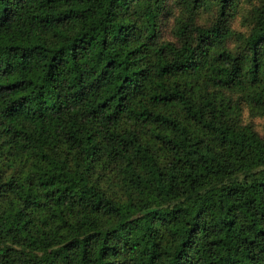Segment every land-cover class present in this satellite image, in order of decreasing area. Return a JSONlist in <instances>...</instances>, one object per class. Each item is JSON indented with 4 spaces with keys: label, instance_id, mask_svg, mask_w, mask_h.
Wrapping results in <instances>:
<instances>
[{
    "label": "trees",
    "instance_id": "trees-1",
    "mask_svg": "<svg viewBox=\"0 0 264 264\" xmlns=\"http://www.w3.org/2000/svg\"><path fill=\"white\" fill-rule=\"evenodd\" d=\"M197 0H194V2ZM158 42L162 0H0V264H264V0Z\"/></svg>",
    "mask_w": 264,
    "mask_h": 264
},
{
    "label": "rangeland",
    "instance_id": "rangeland-1",
    "mask_svg": "<svg viewBox=\"0 0 264 264\" xmlns=\"http://www.w3.org/2000/svg\"><path fill=\"white\" fill-rule=\"evenodd\" d=\"M257 6L258 0H231L225 23L228 31L224 41L226 48L236 52L241 47L250 29V14ZM215 13L214 0H162L156 24L157 41L174 42L173 30L181 18H194L197 25L206 27L214 21ZM261 57L263 62L264 50ZM207 91L218 96L223 105L231 108L234 112L231 117L233 124L247 127L259 137L264 136V108L251 107L244 92L215 88H208Z\"/></svg>",
    "mask_w": 264,
    "mask_h": 264
}]
</instances>
